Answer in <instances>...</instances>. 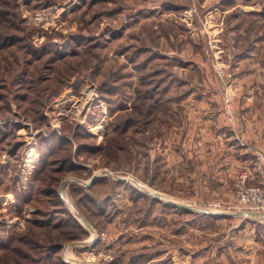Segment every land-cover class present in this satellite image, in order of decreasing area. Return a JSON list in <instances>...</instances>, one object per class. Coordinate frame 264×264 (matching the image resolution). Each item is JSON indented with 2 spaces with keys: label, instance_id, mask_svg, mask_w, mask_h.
<instances>
[{
  "label": "rangeland",
  "instance_id": "obj_1",
  "mask_svg": "<svg viewBox=\"0 0 264 264\" xmlns=\"http://www.w3.org/2000/svg\"><path fill=\"white\" fill-rule=\"evenodd\" d=\"M175 1L7 0L0 264H264V0Z\"/></svg>",
  "mask_w": 264,
  "mask_h": 264
},
{
  "label": "built area",
  "instance_id": "obj_2",
  "mask_svg": "<svg viewBox=\"0 0 264 264\" xmlns=\"http://www.w3.org/2000/svg\"><path fill=\"white\" fill-rule=\"evenodd\" d=\"M193 12L195 7L193 6ZM217 72L223 76L225 74L224 67L217 65ZM232 118V117H231ZM3 120L0 119V124ZM260 178L256 184H249L246 175H242L237 182V197L240 206L259 210L264 213V169L258 165ZM264 168V167H263Z\"/></svg>",
  "mask_w": 264,
  "mask_h": 264
},
{
  "label": "trees",
  "instance_id": "obj_3",
  "mask_svg": "<svg viewBox=\"0 0 264 264\" xmlns=\"http://www.w3.org/2000/svg\"><path fill=\"white\" fill-rule=\"evenodd\" d=\"M9 4L10 3H7V0L0 1V50H6L8 47H10L9 41H11L12 38L14 39L13 35H11V34L20 30V28H21L20 24H21V22H23V20H19L20 24H18L17 22L15 24V20H13V18H11V15L16 16L17 14H15V13L12 14L8 11L9 8L6 5H9ZM2 7L6 8V9H2ZM5 64H6V66L9 65V64L7 65V63H5ZM17 64L18 63L16 61V65ZM19 74L20 73H18V75H15V79L19 78Z\"/></svg>",
  "mask_w": 264,
  "mask_h": 264
},
{
  "label": "water",
  "instance_id": "obj_4",
  "mask_svg": "<svg viewBox=\"0 0 264 264\" xmlns=\"http://www.w3.org/2000/svg\"><path fill=\"white\" fill-rule=\"evenodd\" d=\"M98 175H94L92 178H91V181L90 183H92L93 181H95V179H97ZM171 205H175L176 207H179L181 209H184L185 211H188V212H196V213H203V214H215V213H211L210 211L206 210V209H203V208H200V207H195V206H192V205H186V204H182V203H170ZM250 213H254V212H250ZM257 215L259 218L261 219H264V213H254V215ZM216 215H218L219 217H232V216H236V215H243L239 212H229V213H217ZM80 217V216H79ZM81 220L85 223H87L85 221L84 218L80 217Z\"/></svg>",
  "mask_w": 264,
  "mask_h": 264
},
{
  "label": "crops",
  "instance_id": "obj_5",
  "mask_svg": "<svg viewBox=\"0 0 264 264\" xmlns=\"http://www.w3.org/2000/svg\"><path fill=\"white\" fill-rule=\"evenodd\" d=\"M151 1L152 0H141L142 4L140 6H138V7L142 8V9L143 8H146V9L147 8H155L157 11H159V9L164 6V3L165 2H168L169 4L172 3L173 6H175V7L177 6L178 7L177 9H180V6H181L175 0H171V1H169V0H160L159 2L158 1H154L153 3ZM193 3H194V0H193ZM219 4H220V7H219V5L218 6L215 5V8H213V10H211L210 12H212V11H216V12L219 11L221 13L223 11L224 4H222V3H219ZM201 6H204V5H201ZM173 10H176V9H173ZM195 19H196L195 18V14H193V24L195 22ZM194 30H196L195 27H193V33H195Z\"/></svg>",
  "mask_w": 264,
  "mask_h": 264
},
{
  "label": "bare ground",
  "instance_id": "obj_6",
  "mask_svg": "<svg viewBox=\"0 0 264 264\" xmlns=\"http://www.w3.org/2000/svg\"><path fill=\"white\" fill-rule=\"evenodd\" d=\"M32 151V150H31ZM35 152V151H34ZM34 152H30L31 155H33ZM214 212V211H213Z\"/></svg>",
  "mask_w": 264,
  "mask_h": 264
}]
</instances>
